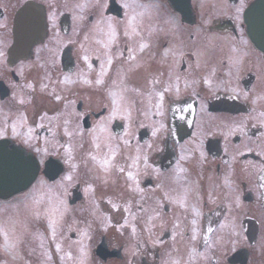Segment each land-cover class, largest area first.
<instances>
[{"label": "flooded vegetation", "instance_id": "flooded-vegetation-1", "mask_svg": "<svg viewBox=\"0 0 264 264\" xmlns=\"http://www.w3.org/2000/svg\"><path fill=\"white\" fill-rule=\"evenodd\" d=\"M34 1L42 42L12 65L0 58V141L38 167L0 198V264H119L123 246L97 221L125 207L130 264H264V55L243 19L252 0H190L188 11Z\"/></svg>", "mask_w": 264, "mask_h": 264}, {"label": "water", "instance_id": "water-1", "mask_svg": "<svg viewBox=\"0 0 264 264\" xmlns=\"http://www.w3.org/2000/svg\"><path fill=\"white\" fill-rule=\"evenodd\" d=\"M177 10H188L189 0H171ZM248 35L257 49L264 53V0H255L245 11ZM12 43L7 57L15 60L27 57L32 46L43 37V10L33 2L26 1L12 18ZM0 144V196L8 198L28 187L35 177L36 167L30 156H23L11 146ZM117 256L119 251L116 252Z\"/></svg>", "mask_w": 264, "mask_h": 264}, {"label": "rangeland", "instance_id": "rangeland-1", "mask_svg": "<svg viewBox=\"0 0 264 264\" xmlns=\"http://www.w3.org/2000/svg\"><path fill=\"white\" fill-rule=\"evenodd\" d=\"M26 0H0V11L4 12V16L0 17V58H6V49L11 41V23L12 16L15 10ZM195 0H191L194 2ZM198 8L202 7L206 4V0H199ZM204 1V2H203ZM203 2V3H202ZM197 3V2H196ZM89 6V5H88ZM221 7L214 5L211 11L215 14ZM52 48L44 49L42 55L43 57H51ZM18 88V85L14 84V95ZM129 211L125 207L123 209H104V215L102 220L97 221V227L101 228L103 234H107L109 236H116L118 239V243L123 246V250L120 253V261L119 264H130V256H131V247H130V234H129V224H128V216ZM115 218L117 223L112 224L109 219ZM31 223H33L32 216L30 217ZM93 227L92 223L89 221V233L90 229ZM41 236V235H40ZM41 239V238H40Z\"/></svg>", "mask_w": 264, "mask_h": 264}, {"label": "snow or ice", "instance_id": "snow-or-ice-1", "mask_svg": "<svg viewBox=\"0 0 264 264\" xmlns=\"http://www.w3.org/2000/svg\"><path fill=\"white\" fill-rule=\"evenodd\" d=\"M109 63H111V62H109ZM97 83H102V81H97Z\"/></svg>", "mask_w": 264, "mask_h": 264}]
</instances>
